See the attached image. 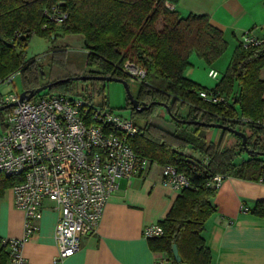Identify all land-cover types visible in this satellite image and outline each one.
<instances>
[{"label":"trees","instance_id":"1","mask_svg":"<svg viewBox=\"0 0 264 264\" xmlns=\"http://www.w3.org/2000/svg\"><path fill=\"white\" fill-rule=\"evenodd\" d=\"M175 0H0V76L20 69L23 90H32L44 83L68 78L36 94L59 93L79 95L88 101L107 105L104 80H73L81 74H103L129 80L123 69L126 60L145 69L143 80L137 81L135 97L139 103L150 104L137 110L127 100L131 117L144 118L140 131L129 139L132 148L151 163H170L185 173L192 185L182 189L165 217L160 237L148 239L153 250L165 252L172 264L176 243L182 262L214 264L203 235L204 224L215 211L212 198L216 188L206 185L215 174L264 181V155H249L241 138L219 129L216 141L208 139L212 127L181 122L177 119L222 122L247 134V144L264 151V125L256 120L264 117V43L235 47L229 62L213 87H206L185 75L189 56L195 53L211 64L227 49L222 31L206 14L186 15L169 6ZM66 13L60 21L54 16ZM51 17V18H50ZM58 33L81 34L86 49L84 71L67 58L65 47L52 50L47 64L50 76L45 77L42 64L35 58L25 59L29 38L36 34L51 38ZM213 88L227 97L226 102L211 103L199 92ZM101 95V102L95 97ZM128 99V98H127ZM168 105L169 112L159 104ZM158 107L167 112L173 129L153 122ZM7 109H4L6 111ZM3 110L0 111L1 130ZM163 117V116H162ZM246 117L250 123H240ZM177 118V119H176ZM189 147L199 157L181 150ZM246 154V155H243ZM206 169V171H205ZM19 177L0 173V198ZM251 212L264 216V199L256 200ZM0 236V264H7L8 247Z\"/></svg>","mask_w":264,"mask_h":264},{"label":"built area","instance_id":"2","mask_svg":"<svg viewBox=\"0 0 264 264\" xmlns=\"http://www.w3.org/2000/svg\"><path fill=\"white\" fill-rule=\"evenodd\" d=\"M51 17L60 21L66 13H51ZM240 41L243 47L256 46L264 43V35L246 30ZM123 69L137 81L146 74L145 69L128 60ZM20 71L0 76V87L12 82ZM208 74L219 77L216 69H210ZM18 94L0 92V105L16 101ZM199 95L211 103L228 100L213 88L202 89ZM6 109L0 133V173L19 177L10 190L14 205L23 212L22 235L2 238L8 247L7 264H28L23 244L39 229L45 199L52 200L58 212L54 227L58 251L54 261L71 256L79 250L81 237L96 230L119 178H131L149 168L150 160L137 153L129 142L139 133L140 126L132 117L79 95H34ZM239 121L250 123L246 117ZM256 123L264 125V117ZM181 150L200 156L189 147ZM160 173L161 183L175 191L192 187L188 176L170 163L161 165ZM223 178L215 174L206 185L217 189ZM162 234L159 222L142 228L146 239ZM168 260L165 254L155 264Z\"/></svg>","mask_w":264,"mask_h":264},{"label":"crops","instance_id":"3","mask_svg":"<svg viewBox=\"0 0 264 264\" xmlns=\"http://www.w3.org/2000/svg\"><path fill=\"white\" fill-rule=\"evenodd\" d=\"M169 6L182 15L192 12L209 16L227 41L224 53L229 54L222 63L228 64L243 32L264 35V0H175ZM189 74L192 77L186 76L199 82L193 71ZM260 75L264 77V68ZM160 172L161 165L151 163L140 175L119 178L96 230L81 237L77 252L57 261L54 227L58 212L53 202L45 199L39 229L23 244L28 264H155L166 253L149 246L142 228L164 218L179 194L161 183ZM259 199H264V181L223 178L212 198L215 211L203 229L214 264H264V216L251 212ZM22 233L23 212L14 205L9 188L0 198V236L19 237Z\"/></svg>","mask_w":264,"mask_h":264},{"label":"rangeland","instance_id":"4","mask_svg":"<svg viewBox=\"0 0 264 264\" xmlns=\"http://www.w3.org/2000/svg\"><path fill=\"white\" fill-rule=\"evenodd\" d=\"M65 47L67 49V58L73 62H76L84 71H87L90 67L85 64L86 57V49L84 46V38L81 34H70V33H58L54 37V35L49 37L32 35L25 47L24 50V58L31 59L35 58L42 64V72H44V76H50L51 69L47 64L49 56L53 49ZM228 51L219 56L215 61L211 64L205 63L202 59L198 58L195 53H192L189 56L190 64L187 66V70L185 71V75L190 76L189 73L193 71L194 77L197 76L200 78L199 82L207 85L208 87H213L215 83L218 81L220 75H222L227 62L222 63V59L228 56ZM229 61V60H228ZM204 62V63H203ZM210 69H216L219 72L218 78H212L209 76L208 72ZM192 77V76H190ZM104 83V91L105 99L108 107L112 108L113 111L123 115L130 116L131 108L127 105V93L124 85L119 81H103ZM129 88L131 93L135 96L138 82L129 78L128 80ZM23 90L22 78L20 75H16L12 82L6 83L0 87V92H16L20 93ZM96 101L101 102V95H97L95 97ZM98 104V103H97ZM157 114L152 116V121L160 124L161 126L171 129L172 122L167 121L168 114L163 107H158L156 110ZM3 115H5L6 111H2ZM163 116V117H162ZM4 117V116H3ZM131 117V116H130ZM134 120L138 123L143 124L145 122L144 118L134 116ZM3 126V124H2ZM243 130H248L246 127H241ZM1 124H0V133H1ZM219 137L218 128L212 127L208 133V139L216 141ZM246 155V154H243ZM7 195V191L5 192ZM51 202H53L51 200ZM54 203V202H53Z\"/></svg>","mask_w":264,"mask_h":264},{"label":"water","instance_id":"5","mask_svg":"<svg viewBox=\"0 0 264 264\" xmlns=\"http://www.w3.org/2000/svg\"><path fill=\"white\" fill-rule=\"evenodd\" d=\"M73 80H77V79H81V80H88V79H99V80H104V81H119L121 82L125 89H126V93H127V98L128 101L131 103V106L137 110H141L142 108L148 107L150 104H145V103H139L138 99L131 93L130 88H129V84L128 81L122 77H117V76H112V75H103V74H81V75H75V76H71L70 77ZM68 78H61V79H57L54 80L52 82H48V83H44L32 90H22L19 94H18V99L16 101H13L11 103H7L4 105H0V111L6 109L9 106L18 104L19 102L23 101V100H28L31 97H33L34 95L40 93L41 91L51 87L52 85L59 83L61 81L67 80ZM159 104H161L162 106H164L167 110V112H169V108L168 105L159 101ZM177 119V118H176ZM180 120L181 122H188V123H197V124H201V125H205V126H209V127H214V128H219V129H223V130H227L237 136H239L241 138V144L244 148V150L246 151V153H248L249 155H264V151H260V150H256L254 148H251L248 146L247 144V134L245 131L230 126L228 124H224L222 122H204V121H199V120H185V119H177ZM206 171V169H205ZM172 254L173 257L175 258L176 262L178 264H186L185 262H182L181 256L179 255L178 252V248L176 243L172 244Z\"/></svg>","mask_w":264,"mask_h":264}]
</instances>
